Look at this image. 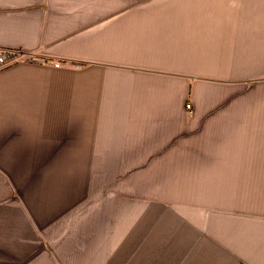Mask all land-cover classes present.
Masks as SVG:
<instances>
[{"label": "crops", "instance_id": "0c3cea01", "mask_svg": "<svg viewBox=\"0 0 264 264\" xmlns=\"http://www.w3.org/2000/svg\"><path fill=\"white\" fill-rule=\"evenodd\" d=\"M0 49V264H264L129 200L264 186V0H0Z\"/></svg>", "mask_w": 264, "mask_h": 264}, {"label": "rangeland", "instance_id": "374dc122", "mask_svg": "<svg viewBox=\"0 0 264 264\" xmlns=\"http://www.w3.org/2000/svg\"><path fill=\"white\" fill-rule=\"evenodd\" d=\"M18 60L20 59L16 58L10 61L7 66L14 64ZM55 64L58 65L60 62H55ZM83 65L91 64L85 62ZM191 108L190 104V108L188 109L191 111ZM254 180L263 183L264 172H258L257 176L254 177ZM243 182L245 181L243 180ZM162 189L166 192L162 194L158 193L159 195L157 194V196L152 199L147 197L139 198L131 192L129 194V200L136 203L137 200H144L146 201V205L157 202L163 207H170L175 211L180 212L182 216L186 215L195 225L200 226L211 225L209 224V221L215 216H221V214L231 219L238 218L243 222L244 226H253L257 228V238L259 241L264 242V186L237 187L235 192L226 195H218L214 193L207 194V192L200 191L201 188H194L193 193L191 187L182 186ZM164 211L158 213L163 217L161 221H156L158 228L176 226L177 223H174L173 217L170 213H166V210Z\"/></svg>", "mask_w": 264, "mask_h": 264}, {"label": "built area", "instance_id": "2783aa9c", "mask_svg": "<svg viewBox=\"0 0 264 264\" xmlns=\"http://www.w3.org/2000/svg\"><path fill=\"white\" fill-rule=\"evenodd\" d=\"M18 58V53L10 50L0 49V70L5 68L8 63L14 59ZM190 108V104H187Z\"/></svg>", "mask_w": 264, "mask_h": 264}]
</instances>
